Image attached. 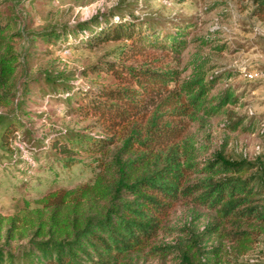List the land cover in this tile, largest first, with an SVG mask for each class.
Instances as JSON below:
<instances>
[{
	"label": "trees",
	"instance_id": "1",
	"mask_svg": "<svg viewBox=\"0 0 264 264\" xmlns=\"http://www.w3.org/2000/svg\"><path fill=\"white\" fill-rule=\"evenodd\" d=\"M255 3V15L264 21V0ZM7 16H0V146H8L22 124L18 116L33 83L47 94L73 87L68 81L58 84L64 78L48 72L27 78L29 53L19 52L22 39L50 44L66 38L73 27L46 26L24 33L15 31V21ZM131 18L102 33V40L128 43L115 61L84 71L103 86L80 88L82 100L76 99L78 107L71 109L94 119L104 135L61 133L51 139L58 160L70 165L82 152L100 155L96 161L109 177L74 192L51 190L39 199L38 208L1 217L0 240L6 245L0 247V264H131L130 256L141 251L175 254V264H242L238 261L264 236V172L221 156L199 162L193 136L185 138V128L173 120L183 113L191 120L201 112L220 113L238 97L226 89L209 98L220 77H210L196 56L188 62L192 72L177 86L180 73L163 66L156 52L179 56L183 44L171 35L162 40L152 26L140 30ZM92 20L98 18L87 24ZM114 145L118 147L109 155ZM89 201L90 212L84 216ZM182 202L206 209L213 220L199 231L182 229V241L153 245L160 231L167 230L171 210ZM213 237L225 245L209 247L206 242ZM15 242L17 247L11 248Z\"/></svg>",
	"mask_w": 264,
	"mask_h": 264
},
{
	"label": "rangeland",
	"instance_id": "2",
	"mask_svg": "<svg viewBox=\"0 0 264 264\" xmlns=\"http://www.w3.org/2000/svg\"><path fill=\"white\" fill-rule=\"evenodd\" d=\"M255 9V0H0V16H12L15 31L26 33L64 24L73 27L66 38L62 36L50 44L32 37L19 42V52L29 53L27 78L48 72L64 78L58 84L68 81L73 87L47 94L38 82L33 83L18 116L22 124L9 145L0 146V218L19 214L25 207L38 208L39 199L51 190L74 192L109 177L110 172L102 171L96 161L100 155L82 152L70 165L58 160L60 156H55L51 139L61 133L77 134L80 138L104 135L94 119H84L71 109L82 100L80 88L87 91L103 86L85 76L84 71L115 61L119 49L128 43L102 40V33L130 17L140 24V30L152 26L162 40L171 35L183 44L179 56L162 49L156 52L162 57L163 66L180 73L177 86L192 72L188 62L196 56L205 63L210 77H220L209 98L226 89L238 97L236 103L211 116L201 112L191 120L186 113L175 115L173 120L185 128L184 137L193 136L198 161L205 163L221 156L229 162L257 165L264 172V21L255 15ZM95 16L98 20L87 24ZM80 23L87 26L80 28ZM101 81H106L103 75ZM117 147L112 146L109 155ZM107 158L105 161H109ZM90 204L91 201L83 207L84 216L90 212ZM213 218L202 207L179 203L165 221L167 230L160 231L153 245L182 241V229L202 230ZM206 243L212 247L222 242L213 237ZM17 244L12 243L11 248ZM5 245L0 240V247ZM129 260L131 264L177 262L175 254L147 251L135 253ZM238 262L264 264V236Z\"/></svg>",
	"mask_w": 264,
	"mask_h": 264
},
{
	"label": "built area",
	"instance_id": "3",
	"mask_svg": "<svg viewBox=\"0 0 264 264\" xmlns=\"http://www.w3.org/2000/svg\"><path fill=\"white\" fill-rule=\"evenodd\" d=\"M252 77V75H250Z\"/></svg>",
	"mask_w": 264,
	"mask_h": 264
}]
</instances>
